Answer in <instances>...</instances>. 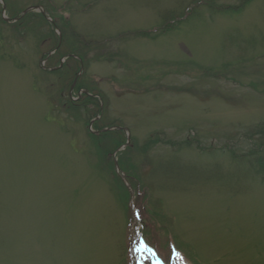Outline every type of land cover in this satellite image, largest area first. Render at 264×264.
Segmentation results:
<instances>
[{
	"label": "rangeland",
	"instance_id": "rangeland-1",
	"mask_svg": "<svg viewBox=\"0 0 264 264\" xmlns=\"http://www.w3.org/2000/svg\"><path fill=\"white\" fill-rule=\"evenodd\" d=\"M100 119L130 134L113 162L173 142L152 150L166 169L130 154L133 202L95 154ZM260 123L264 0H0V264H264Z\"/></svg>",
	"mask_w": 264,
	"mask_h": 264
},
{
	"label": "trees",
	"instance_id": "trees-1",
	"mask_svg": "<svg viewBox=\"0 0 264 264\" xmlns=\"http://www.w3.org/2000/svg\"><path fill=\"white\" fill-rule=\"evenodd\" d=\"M34 12H28L26 14H22V11H13L11 13L12 17H11V20H14L13 23L15 26H19L20 24H23V21L28 18V17H31V15H34L33 14ZM38 15H40V18L41 19H45L44 15L42 13H39ZM17 17V18H16ZM65 18V17H64ZM67 19V18H66ZM1 20L5 23H7L5 20H3L1 18ZM68 22V21H67ZM77 36H78V40L81 42V44L79 46H76L77 48H73L72 50V53H75V51L79 52L80 54L82 53L83 51V44L86 43L88 44L89 43V40H87L84 36H80L79 33L77 32ZM72 55V54H71ZM82 55V54H81ZM73 56V55H72ZM83 57V55H82ZM60 64V61L58 62L57 65ZM69 68V65L68 63L67 64H64V66H60L58 68H53V69H43V72H47V73H60V72H63V70H67ZM85 87V86H84ZM62 96V95H61ZM88 95H84V97H86ZM91 104H93L94 106V114H93V117H95L96 115H99L101 113V110H100V105H98L97 101H95L93 98L91 100ZM66 104H69L70 106L72 105H76V106H81L83 103L82 102H79V101H70L69 99H67L66 97V101L64 102ZM64 106V105H62ZM84 106V105H83ZM87 106V105H86ZM85 107V106H84ZM65 112L68 113L69 110H64ZM99 122H101V119L100 120H96L94 122V125H95V128L97 129H102L104 127H110L111 125L109 124H105V125H100ZM256 129L259 131V132H263L264 131V123H260L259 125L256 126ZM117 132H120L119 130H111V129H107V130H104L102 132H100L99 134H95L93 132L90 131V135H91V139H92V142H93V145H94V148H95V151H96V155L97 157H100L102 158V155L103 156H106L107 159H109L110 161V165L112 168L111 169V172L115 175V179L117 180V184L120 188H122V190L124 191V193L126 194V198H125V203H127V199L129 198V190L125 184L126 180H128L131 185L133 186V188H136V184L133 183V174H135L138 178L139 175L137 174V170L136 166L131 163V159L132 157H130L131 153H143V155H145V158L146 160L147 159H150V161L148 162L149 164H154V167H153V170H158L160 168H164L166 169V164L165 162L163 161H160V160H156L154 159L153 155H152V150H153V147H155L157 144L159 143H162V144H172L173 142L170 141V140H162L161 142H159V140H157L155 137H154V134L151 135L149 137V139L144 143V144H141V145H138L136 141H133L131 142L130 145L126 146L124 149L120 150L118 152V161H119V165H120V168H121V175L117 173V171H115V166H114V162H113V158H112V152L113 150H115L117 147H120L122 143H124L126 141V138L122 139V138H118V136L116 135ZM112 135H114V138H115V142L113 141L112 139ZM105 137V138H104ZM106 138L107 141H106ZM106 141L109 146H107L105 148V150H103V146L105 144H103V142ZM110 143L112 145H110ZM244 155H247L246 156V159L247 161L252 164L254 167H257L259 169L262 168V166H264V142L263 144L259 145L258 144V147H254L252 149L251 152H248V153H245ZM99 162H101L99 160ZM98 168V165L96 166ZM100 169V168H99ZM98 169V170H99ZM151 171V169H150ZM99 172V171H98ZM126 177V179H125ZM132 177V178H131ZM168 177V174L165 173L163 175V179L167 178ZM141 181V179H139ZM142 185H143V192L144 193H149V186L146 184L145 181H142ZM149 197H150V193H149ZM151 206V208H149V206ZM145 206V209L147 210V213H146V217H145V214L142 213V218H144V221H146V218L149 214V216L153 217V219L155 220L157 217H164V215H161V212H160V208L158 207L157 203L153 202L152 201H148V203L144 204ZM128 208V206H126ZM128 211V210H127ZM163 219V218H162ZM150 220V219H149ZM164 221V220H163ZM147 224H148V221H147ZM147 239V237H146ZM148 240V239H147ZM148 242L150 243V241L148 240Z\"/></svg>",
	"mask_w": 264,
	"mask_h": 264
},
{
	"label": "water",
	"instance_id": "water-1",
	"mask_svg": "<svg viewBox=\"0 0 264 264\" xmlns=\"http://www.w3.org/2000/svg\"><path fill=\"white\" fill-rule=\"evenodd\" d=\"M30 8H40V6H38V5H31V6H29L28 8H26V9H24L23 10V13H26ZM42 11H44V10H42ZM118 127H120L121 128V126H118ZM125 128V127H124ZM108 129V127H105L103 130H107ZM98 132V131H97ZM129 142H130V134L128 135V139H127V141H126V145L127 144H129ZM121 147H119V148H117V150H119ZM116 150V151H117ZM115 151V152H116ZM114 162H115V165H116V167H117V169L119 170V163H118V160H117V158L116 157H114ZM125 179H126V177H125ZM126 184H127V186H128V188H129V191H130V198H131V201L133 202V198H134V189H133V187H132V185H131V183L130 182H128V181H126ZM135 212H137V210L135 209ZM132 239V238H131Z\"/></svg>",
	"mask_w": 264,
	"mask_h": 264
},
{
	"label": "snow or ice",
	"instance_id": "snow-or-ice-1",
	"mask_svg": "<svg viewBox=\"0 0 264 264\" xmlns=\"http://www.w3.org/2000/svg\"><path fill=\"white\" fill-rule=\"evenodd\" d=\"M145 247H147V245H145ZM158 264H163V261H158Z\"/></svg>",
	"mask_w": 264,
	"mask_h": 264
}]
</instances>
